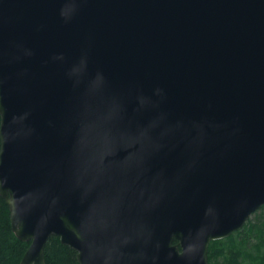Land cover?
<instances>
[{"label": "water", "instance_id": "1", "mask_svg": "<svg viewBox=\"0 0 264 264\" xmlns=\"http://www.w3.org/2000/svg\"><path fill=\"white\" fill-rule=\"evenodd\" d=\"M0 197L19 264H209L264 206V0H0Z\"/></svg>", "mask_w": 264, "mask_h": 264}, {"label": "trees", "instance_id": "2", "mask_svg": "<svg viewBox=\"0 0 264 264\" xmlns=\"http://www.w3.org/2000/svg\"><path fill=\"white\" fill-rule=\"evenodd\" d=\"M260 209H264V206ZM245 227L247 230L233 233L222 240L210 242L208 263L264 264V253L261 252V248L264 246V224L260 227H254L258 238V242L254 245L255 252L250 251L247 246L254 232L253 226L252 229L246 225ZM234 235L241 238L237 240ZM29 244L15 237L10 226L8 206L0 197V264H19ZM44 258L46 264H78L76 252L61 244L59 238L55 236H52L46 243Z\"/></svg>", "mask_w": 264, "mask_h": 264}, {"label": "rangeland", "instance_id": "3", "mask_svg": "<svg viewBox=\"0 0 264 264\" xmlns=\"http://www.w3.org/2000/svg\"><path fill=\"white\" fill-rule=\"evenodd\" d=\"M264 224V209H258L256 212H254L251 216H250V218L247 220V222L245 223V225L247 226V227H249L250 229H252V226H253V234H252V236H251V238H250V240H249V242L247 243V246H248V248H250V251H252V252H255V246L254 245H256V243L258 242L257 241V232H256V230H255V228L254 227H260L261 225H263ZM245 225H244V227L240 230V231H242V230H247V228L245 227ZM239 232V231H238ZM248 232V231H247ZM236 233V232H235ZM234 238L235 239H237V240H239L241 237L240 236H235L234 235ZM225 239V238H224ZM222 240V239H221ZM254 249V250H253ZM261 252L262 253H264V246L261 248ZM248 261V260H247Z\"/></svg>", "mask_w": 264, "mask_h": 264}]
</instances>
